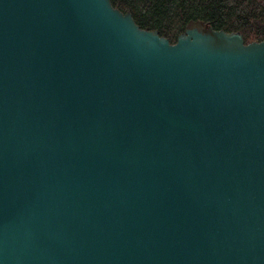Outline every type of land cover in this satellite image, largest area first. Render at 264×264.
Wrapping results in <instances>:
<instances>
[{
  "label": "water",
  "instance_id": "95a60500",
  "mask_svg": "<svg viewBox=\"0 0 264 264\" xmlns=\"http://www.w3.org/2000/svg\"><path fill=\"white\" fill-rule=\"evenodd\" d=\"M0 264H264V40L0 0Z\"/></svg>",
  "mask_w": 264,
  "mask_h": 264
},
{
  "label": "trees",
  "instance_id": "16d2710c",
  "mask_svg": "<svg viewBox=\"0 0 264 264\" xmlns=\"http://www.w3.org/2000/svg\"><path fill=\"white\" fill-rule=\"evenodd\" d=\"M110 3L123 14L129 12L139 28L157 31L172 44L190 20L202 21L214 30L239 32L244 44L264 40V0H110Z\"/></svg>",
  "mask_w": 264,
  "mask_h": 264
},
{
  "label": "bare ground",
  "instance_id": "6f19581e",
  "mask_svg": "<svg viewBox=\"0 0 264 264\" xmlns=\"http://www.w3.org/2000/svg\"><path fill=\"white\" fill-rule=\"evenodd\" d=\"M232 10H233V9H232ZM168 11H169V10H168ZM238 11H239V10H238ZM238 11H237V12H238ZM233 12H234V11H233ZM235 13H236V12H235ZM237 14H238V13H237ZM240 16H241V15H240ZM233 17H234V16H233ZM242 19H243V18H242ZM236 20H237V19H236ZM236 20H235V21H236ZM238 20H239V19H238ZM236 22H237V21H236Z\"/></svg>",
  "mask_w": 264,
  "mask_h": 264
}]
</instances>
